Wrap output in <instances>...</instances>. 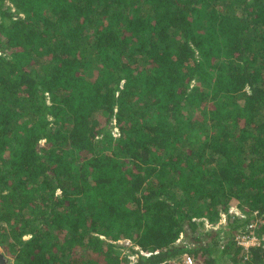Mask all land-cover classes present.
I'll return each instance as SVG.
<instances>
[{
	"label": "trees",
	"instance_id": "trees-1",
	"mask_svg": "<svg viewBox=\"0 0 264 264\" xmlns=\"http://www.w3.org/2000/svg\"><path fill=\"white\" fill-rule=\"evenodd\" d=\"M254 210L264 0H0L6 261L264 264L233 240Z\"/></svg>",
	"mask_w": 264,
	"mask_h": 264
},
{
	"label": "built area",
	"instance_id": "built-area-1",
	"mask_svg": "<svg viewBox=\"0 0 264 264\" xmlns=\"http://www.w3.org/2000/svg\"><path fill=\"white\" fill-rule=\"evenodd\" d=\"M118 128H115L114 135H117ZM230 215H232L233 218H246V215L241 214L238 211H235L233 214V210L229 209ZM221 219L219 222H211L209 220L205 221V228L208 229H218L219 224L225 225V220L227 217L226 213H222ZM224 229L226 227L224 226ZM228 231V230H226ZM228 238L225 242H227ZM235 244L242 249H244L247 253L250 251V249L258 248L261 251L264 252V214L261 213L259 210H254L251 213V219L241 228H239L233 238ZM224 245V241H222ZM222 245V246H223ZM160 264H199L197 260L192 256L190 253H183L182 255L168 260L166 262L160 263Z\"/></svg>",
	"mask_w": 264,
	"mask_h": 264
},
{
	"label": "rangeland",
	"instance_id": "rangeland-1",
	"mask_svg": "<svg viewBox=\"0 0 264 264\" xmlns=\"http://www.w3.org/2000/svg\"><path fill=\"white\" fill-rule=\"evenodd\" d=\"M114 132H115V130H114ZM117 134H118V132H116ZM116 136V135H115ZM230 210H233V214L235 213V211H238V212H240L241 214H244V215H246V213H245V211L243 210V209H241V207L237 204V203H233L231 206H230V208H229ZM222 214V213H221ZM220 219H221V216L217 219V220H215V222L217 221V222H219L220 221ZM219 226V228L218 229H215V230H220L222 227H226V229L225 230H228L229 229V225H228V219H227V217H226V220H225V225L223 226V224H219L218 225ZM178 243H183V244H185V243H187V244H190L189 243V241H188V239H185L184 237H181L179 240H178ZM128 253V252H127ZM10 257V256H9ZM197 260V259H196ZM197 262L199 263V264H201V262H200V260H197Z\"/></svg>",
	"mask_w": 264,
	"mask_h": 264
},
{
	"label": "bare ground",
	"instance_id": "bare-ground-1",
	"mask_svg": "<svg viewBox=\"0 0 264 264\" xmlns=\"http://www.w3.org/2000/svg\"><path fill=\"white\" fill-rule=\"evenodd\" d=\"M0 260L3 261V264H11L5 260V258L3 257V255L1 253H0Z\"/></svg>",
	"mask_w": 264,
	"mask_h": 264
},
{
	"label": "crops",
	"instance_id": "crops-1",
	"mask_svg": "<svg viewBox=\"0 0 264 264\" xmlns=\"http://www.w3.org/2000/svg\"><path fill=\"white\" fill-rule=\"evenodd\" d=\"M206 229V228H205ZM222 229H224V227H222ZM208 230H212V229H208ZM237 246V245H236Z\"/></svg>",
	"mask_w": 264,
	"mask_h": 264
},
{
	"label": "water",
	"instance_id": "water-1",
	"mask_svg": "<svg viewBox=\"0 0 264 264\" xmlns=\"http://www.w3.org/2000/svg\"><path fill=\"white\" fill-rule=\"evenodd\" d=\"M0 264H3V261L0 260Z\"/></svg>",
	"mask_w": 264,
	"mask_h": 264
}]
</instances>
